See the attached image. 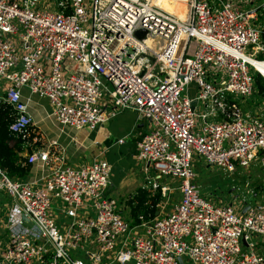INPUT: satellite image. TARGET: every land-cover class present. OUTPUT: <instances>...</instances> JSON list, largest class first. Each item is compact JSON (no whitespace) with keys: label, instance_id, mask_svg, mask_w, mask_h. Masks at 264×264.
I'll return each instance as SVG.
<instances>
[{"label":"built area","instance_id":"1","mask_svg":"<svg viewBox=\"0 0 264 264\" xmlns=\"http://www.w3.org/2000/svg\"><path fill=\"white\" fill-rule=\"evenodd\" d=\"M263 28L260 5L246 9L237 0H188L185 20L151 0H0L8 133L29 146L32 118L21 87L46 98L56 124L76 129L134 110L149 124L135 142L136 158L145 172L176 179L179 193L167 211L129 225L105 192L103 158L70 166L60 156L33 179L11 178L0 167V193L12 202L0 264L108 257L103 264H183L182 256L189 264H264V206L242 193L237 204L232 193L206 198L189 163L196 156L226 171L264 167V110L248 109L257 101L249 59H264ZM26 159L45 164L49 151L34 149ZM141 186L164 196L169 190L149 174ZM54 201L62 223L51 216Z\"/></svg>","mask_w":264,"mask_h":264},{"label":"crops","instance_id":"2","mask_svg":"<svg viewBox=\"0 0 264 264\" xmlns=\"http://www.w3.org/2000/svg\"><path fill=\"white\" fill-rule=\"evenodd\" d=\"M4 84L0 87V94L3 92ZM20 92L26 98L27 109L32 118V123L29 126V150L40 148L49 151L47 163L40 164V161L30 162L28 172L24 178L33 179L39 177L60 156L63 163L70 166H79L93 159L103 158L110 166L105 192L116 199L119 213L129 221V207L125 199L128 195L133 194L143 181L139 176V171L136 169L140 161L135 156V142L148 129L147 119L138 116L134 110L123 109L94 128L81 127L76 129L68 125H58L51 119L49 115L50 105L46 98L29 93L25 87H21ZM33 135L37 140L31 138ZM119 138H121V141H118ZM13 139L11 138L9 143ZM50 140H55L56 144L53 146L48 145ZM22 142L23 146H28L24 144V141ZM30 151H21V154L26 157ZM152 176L158 184L169 186L165 196L160 194L153 217L156 213L170 209L173 202L178 198L179 193L175 188L176 179H174L175 181L172 185H169L159 180L161 175L153 172ZM154 190L149 189L152 192ZM171 193H175L174 199L171 204L166 205L167 197ZM164 197L165 199L162 200ZM164 204L165 207H163Z\"/></svg>","mask_w":264,"mask_h":264},{"label":"rangeland","instance_id":"3","mask_svg":"<svg viewBox=\"0 0 264 264\" xmlns=\"http://www.w3.org/2000/svg\"><path fill=\"white\" fill-rule=\"evenodd\" d=\"M240 7L251 9L258 5L262 6L264 0H237ZM39 7H43L42 1L39 3ZM262 11V10H261ZM263 13V12H262ZM16 43V41H14ZM249 47H246L244 50L247 52ZM251 58V57H250ZM254 61V65L259 62V59H252ZM66 61H69L66 59ZM261 72V76L264 78V64H259L256 66ZM5 83L4 80L0 78V87ZM6 85V84H5ZM195 91L194 88L188 87L186 93L191 95ZM106 99V96H103L102 100ZM255 99L257 101H253L249 103L248 109H253L257 106H260L262 110H264V98L259 96L257 93L255 94ZM262 101V103H261ZM247 108V107H245ZM196 110H200V102L198 101L196 104ZM200 118L196 117V122H199ZM144 161H140L139 165H137L136 169L139 171V176L144 179L145 174H149L152 176L153 170L151 167L148 168V171L145 172L143 170ZM190 168L195 173V181L199 185V190L201 195L213 200L215 202L224 201V197H232L236 194V197L233 199V203H240L241 193L246 196V199L251 202H259L261 206H264V167L260 166L257 162L250 163L246 167L235 166L232 171H226L221 169L220 167L214 164H207L203 161V159H197L196 156H192L190 160ZM161 182L168 183L172 185L175 181L173 177L161 175L159 177ZM175 193H171L167 197L166 205L172 203L174 199ZM0 193V238H3V235L6 234L5 224L7 218L8 208L12 206V202L7 197H3ZM165 197L162 199L164 200ZM177 200V199H176ZM165 204L163 207H165ZM58 206H61L60 203L54 201L51 203L50 211L51 216L59 222L64 221V216L61 210L58 209ZM58 222V223H59ZM29 231L34 232L35 228L33 226H29ZM142 233V231H140ZM82 256V255H81ZM110 259V257H108ZM106 260L99 262L98 264H103ZM183 264H189L185 256H182ZM109 264H117L115 262H110ZM125 264H131V262H126Z\"/></svg>","mask_w":264,"mask_h":264},{"label":"trees","instance_id":"4","mask_svg":"<svg viewBox=\"0 0 264 264\" xmlns=\"http://www.w3.org/2000/svg\"><path fill=\"white\" fill-rule=\"evenodd\" d=\"M264 13V3L260 6ZM264 39V28L262 31ZM257 58H261L257 55ZM256 93L264 98V78L255 71L253 73ZM13 111L9 104L0 101V167L5 170L11 178H24L29 169V162L21 151H30L29 146H23L24 139L21 136L13 137L8 133L7 124L12 118ZM14 138L11 143L9 140ZM160 192L156 188L153 192L139 185L133 194L128 195L125 202L129 207V225L138 223L141 219L152 217L159 201ZM140 216V217H139Z\"/></svg>","mask_w":264,"mask_h":264},{"label":"bare ground","instance_id":"5","mask_svg":"<svg viewBox=\"0 0 264 264\" xmlns=\"http://www.w3.org/2000/svg\"><path fill=\"white\" fill-rule=\"evenodd\" d=\"M154 2L157 6H159L162 10L175 15L178 17L179 20H185L186 19V13L188 8V0H151ZM252 58V57H251ZM256 59V58H252ZM249 61L254 65V61L249 59ZM259 64H264V59H259ZM258 63L256 66H258ZM254 65L256 70L261 74L259 69Z\"/></svg>","mask_w":264,"mask_h":264},{"label":"water","instance_id":"6","mask_svg":"<svg viewBox=\"0 0 264 264\" xmlns=\"http://www.w3.org/2000/svg\"><path fill=\"white\" fill-rule=\"evenodd\" d=\"M140 32H141V35H143L144 30L142 29ZM246 207H247L246 205L243 206V207L241 208V212H243V211L246 209ZM22 220H23L25 223H27V224L30 225V221H29L28 219H26L23 215H22ZM178 260H179V262L181 261L180 257L178 258Z\"/></svg>","mask_w":264,"mask_h":264}]
</instances>
